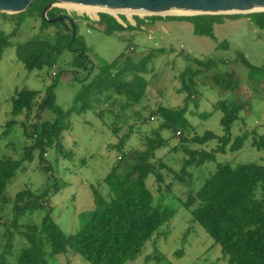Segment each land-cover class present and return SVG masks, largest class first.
Returning a JSON list of instances; mask_svg holds the SVG:
<instances>
[{
    "label": "rangeland",
    "instance_id": "1",
    "mask_svg": "<svg viewBox=\"0 0 264 264\" xmlns=\"http://www.w3.org/2000/svg\"><path fill=\"white\" fill-rule=\"evenodd\" d=\"M62 9L78 25L76 40L70 22H56L47 26L43 16L35 14L31 7L20 13L25 17L20 26L19 18L0 19L1 30L7 34L16 30V35L11 38L12 46L5 50L0 60V157L20 158L28 143L20 124L13 127L8 136L4 135L5 124L12 118L11 99L18 90L27 88L38 91L43 96L48 87L58 81L55 89L56 103L66 111L73 107L82 91L86 92L94 78L101 73L106 74L122 54L139 62L146 55L165 49L164 54H157L147 65L148 73L145 78L149 86L142 104L129 106L124 98L115 95L110 99L107 98L108 94L100 98L94 89H88V97L91 98L87 102L91 104L90 109L82 115L72 116L70 129L63 135L62 148H54L45 156L55 176L60 179L59 182L67 184L66 188L50 200L53 218L66 234L77 233L86 223L84 216L95 210V189L105 198H112V192L104 179L119 163L121 156L128 154L133 159L135 152L145 150L146 138L151 137V132L161 124L158 117L156 121L149 119L151 112L160 106L172 109L185 106L186 94L179 92L182 86L179 77L191 60L212 59L217 62V67L204 73L198 81L196 89L199 100L188 105L186 117L190 126L185 130L186 135H204L207 131L218 136L224 135L221 125L223 113L215 110V106L221 101L243 108L241 119L232 128L233 138L254 129L264 134V29L247 17L252 13L223 14L226 21L217 26L215 41L210 37L195 35L193 25L188 22L166 19L192 15L161 14L159 17L165 19L157 20L161 26L153 30L148 22H154L151 17L157 15L122 12L116 15L119 18L125 16L127 22L123 24L116 20L125 28L126 25L134 28L108 35L98 23L99 14L106 13L105 11H98L95 16L77 9ZM137 17L144 19L145 29H142L143 26L138 27L137 23L135 26L131 25L130 22L133 23ZM32 39H45L63 46V52L57 57L54 66L34 71L25 68L18 59L17 48ZM83 54L89 60L85 68L78 64V57ZM241 56L249 61V66L241 62ZM227 73L234 74L230 86L237 84L235 91L224 89ZM216 77L223 80L217 84L214 80ZM205 114L210 116L204 117ZM56 116L55 112L47 111L41 122L53 120ZM19 119L21 122L27 120L25 115ZM27 121L28 125L36 122L34 113ZM162 133L164 138L170 139V143L157 152L156 159L171 170L180 171L185 154L181 149L174 150L175 147H180V136L173 138L168 131ZM128 135L125 144H121ZM217 145V141H212L203 148L211 151ZM224 162L235 165L264 164V149L253 147L250 139L240 152L217 155L215 162L190 169L196 177V189L210 177L218 163ZM161 172L165 184L158 185L155 177L150 176L148 186L154 191L156 202L168 206L174 217L146 245L139 258L130 264H229L220 246L214 245V240L199 224L191 222L190 213L181 206L179 199H186L189 187L177 181L168 169L164 168ZM47 179L48 176L36 158L32 163H27L6 187L0 186V205L3 210L0 215V253L7 241L4 238L3 223L12 219V205L3 204V198L13 199L27 189L42 192ZM44 214V211H37L26 215L21 223H40ZM23 240L16 237L17 250L23 246ZM179 251H183L181 257L177 255ZM53 264L88 263L77 255H68L60 256Z\"/></svg>",
    "mask_w": 264,
    "mask_h": 264
},
{
    "label": "trees",
    "instance_id": "2",
    "mask_svg": "<svg viewBox=\"0 0 264 264\" xmlns=\"http://www.w3.org/2000/svg\"><path fill=\"white\" fill-rule=\"evenodd\" d=\"M54 2L55 0H36L29 7L42 17L44 9ZM67 14L66 10L53 8L49 11L48 18ZM1 17L19 18V26L25 20L20 14L0 13V19ZM247 17L264 29V12L252 13ZM151 18L153 21L163 19L159 16ZM224 18V15L205 14L172 16L166 19L188 22L193 25L195 35L210 37L216 41L215 25L223 23ZM120 19L127 22L125 16ZM135 21L138 27L145 25V21L139 17ZM44 23L51 26L46 20ZM98 23L108 35L134 28L130 25L125 28L107 13L99 14ZM76 28L78 29V25ZM15 35L16 30L7 34L0 29V60L5 50L12 46L11 38ZM63 49V46L45 39H32L18 46L17 56L27 70H41L45 66H54ZM164 53L165 49H159L158 52L141 58L139 62L122 54L106 74L101 73L94 78L86 92L82 91L73 107L66 111L56 103L55 89L58 81L50 85L43 96L38 91L25 88L18 90L12 97V118L5 124L4 135L8 136L13 127L20 124L28 143L25 144L22 157H0V186H5L27 163H32L36 158L48 179L42 192L27 189L13 199L3 198V204L12 205V219L3 223L4 238L7 241L0 253V264H53L60 256L68 255H77L88 264H130L136 261L146 245L174 217L168 206L156 202L155 193L148 186L150 176L155 177L158 185L165 184L161 172L164 168L173 173L177 181L189 187L186 199H179L181 206L190 213L191 222L199 224L214 240V245L220 246L229 264H264V164L218 163L198 190L194 172L190 171L207 162H215L217 155L240 152L250 139L253 147L264 149V134L256 129L232 137V128L241 119L243 108L228 101H221L215 106V110L223 113L221 125L224 135L218 136L211 131L204 135H186L185 130L190 126L186 117L188 105L199 100L196 87L200 77L217 67V62L212 59H193L180 74L182 86L179 92L186 94L184 107L172 109L160 106L151 112L149 119L157 120L158 117L161 124L151 132V137L146 138L145 150L135 152L133 159L128 154L121 156L119 163L104 179L112 192V198H105L95 189V210L84 216L86 223L75 234H66L53 218L50 200L66 188L67 184L59 182L60 179L55 176L45 156L54 148H62L63 135L70 129L72 116L82 115L90 109L91 104L87 102L91 98L88 97V89H94L100 98L108 94V99L113 95L124 98L129 106L142 104L149 86L145 78L148 73L147 65L157 54ZM240 60L243 64L250 65L244 56ZM88 61L86 54L78 57V64L84 68ZM227 76L224 89L235 91L237 84L230 86L234 74L227 73ZM214 80L219 84L223 78L216 77ZM47 111L55 112L56 118L41 122ZM33 113L36 122L28 125L27 120ZM24 115L27 120L21 122L19 118ZM203 116L209 117L210 114ZM164 131H168L173 138L180 132V147L174 148L175 151L181 149L185 154L180 171L171 170L156 159L157 152L170 143V139L163 137ZM128 138L129 135L121 144H125ZM212 141H217L216 148L211 151L203 148ZM37 211L45 213L40 223H21L26 215ZM2 213L0 205V215ZM17 236L24 239L19 251L15 243ZM177 255L181 257L183 251H179Z\"/></svg>",
    "mask_w": 264,
    "mask_h": 264
},
{
    "label": "water",
    "instance_id": "3",
    "mask_svg": "<svg viewBox=\"0 0 264 264\" xmlns=\"http://www.w3.org/2000/svg\"><path fill=\"white\" fill-rule=\"evenodd\" d=\"M36 0H0V13L20 14ZM61 2L76 3L84 6H100L120 10L148 11L161 15V12H183L186 15H223L230 13H258L264 12V0H55L43 11V18L49 23L56 22L71 23L74 39L76 36V24L71 15L48 19L47 15L55 4ZM258 9H261L257 11ZM263 9V10H262ZM248 11V12H245ZM116 19L119 17L111 13ZM185 15V14H184Z\"/></svg>",
    "mask_w": 264,
    "mask_h": 264
},
{
    "label": "bare ground",
    "instance_id": "4",
    "mask_svg": "<svg viewBox=\"0 0 264 264\" xmlns=\"http://www.w3.org/2000/svg\"><path fill=\"white\" fill-rule=\"evenodd\" d=\"M60 6L68 8V9H77L80 11H85L88 12L90 14L93 15H97L98 11H105L108 13H111L113 15H116L118 13H122V12H129V13H139L140 15H149V14H156L153 12H148V11H136V10H120V9H111V8H107V7H100V6H84V5H80V4H76V3H70V2H61L59 3ZM261 9H258L257 11H259ZM263 10V9H262ZM248 12V11H245ZM167 13H181V12H161L159 14H167ZM183 14V12L181 13ZM187 14V13H184ZM117 16V15H116Z\"/></svg>",
    "mask_w": 264,
    "mask_h": 264
},
{
    "label": "crops",
    "instance_id": "5",
    "mask_svg": "<svg viewBox=\"0 0 264 264\" xmlns=\"http://www.w3.org/2000/svg\"><path fill=\"white\" fill-rule=\"evenodd\" d=\"M140 19H143L142 17L140 18ZM145 19H147V18H145ZM163 19H165V18H163ZM144 20V19H143ZM159 20V19H158ZM224 21H226L225 19H224ZM159 22L160 21H154V22H148V25H150L151 27H152V29L153 30H155V28L156 29H158L160 26H161V24H159ZM178 22H180V23H182V22H184V21H178ZM131 23V25H136V21H135V19H134V22L132 23V22H130ZM185 23H187V22H185ZM225 23V22H224ZM224 23H221V25L222 24H224ZM179 24V23H178ZM218 25H220V24H217V25H215V33H216V28H217V26ZM164 27V26H163ZM162 28V27H161ZM182 28H184V25H183V27ZM142 29H145V26H143V28ZM192 30H193V32H194V27H192ZM216 35V34H215Z\"/></svg>",
    "mask_w": 264,
    "mask_h": 264
},
{
    "label": "built area",
    "instance_id": "6",
    "mask_svg": "<svg viewBox=\"0 0 264 264\" xmlns=\"http://www.w3.org/2000/svg\"><path fill=\"white\" fill-rule=\"evenodd\" d=\"M54 8H58V9H62V7L59 5V3L55 4ZM118 20H120L122 23L124 22L123 20H121L120 18H118ZM124 24V23H123ZM126 25V24H125ZM127 26V25H126ZM152 121H156L155 118H152ZM177 135H180V132L177 133Z\"/></svg>",
    "mask_w": 264,
    "mask_h": 264
},
{
    "label": "flooded vegetation",
    "instance_id": "7",
    "mask_svg": "<svg viewBox=\"0 0 264 264\" xmlns=\"http://www.w3.org/2000/svg\"><path fill=\"white\" fill-rule=\"evenodd\" d=\"M73 20H75V19H73Z\"/></svg>",
    "mask_w": 264,
    "mask_h": 264
}]
</instances>
